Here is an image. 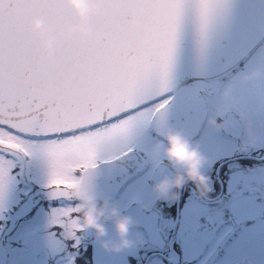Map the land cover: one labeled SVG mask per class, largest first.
Masks as SVG:
<instances>
[{"label": "snow or ice", "instance_id": "snow-or-ice-1", "mask_svg": "<svg viewBox=\"0 0 264 264\" xmlns=\"http://www.w3.org/2000/svg\"><path fill=\"white\" fill-rule=\"evenodd\" d=\"M0 0V237L25 207L35 169L67 168L66 157L87 156L94 167L109 143L126 145L137 130L168 124L174 110L190 132L209 128L225 104V132L250 125L264 142V0H115L94 18V38L62 43L41 60L27 31L34 14L51 24L68 18L62 0ZM231 89L235 103L224 102ZM60 108L76 122L53 125ZM241 116L244 119H241ZM85 139L80 142V137ZM131 149L121 151L119 159ZM49 201H72L62 184L44 183ZM71 203L44 214V239L55 255L79 246ZM31 211V209H29ZM68 264H72L71 254Z\"/></svg>", "mask_w": 264, "mask_h": 264}, {"label": "flooded vegetation", "instance_id": "flooded-vegetation-1", "mask_svg": "<svg viewBox=\"0 0 264 264\" xmlns=\"http://www.w3.org/2000/svg\"><path fill=\"white\" fill-rule=\"evenodd\" d=\"M193 141L207 159L202 171L212 191L202 198L189 183L177 200L167 201L158 199L151 186L173 169L169 165L153 179L157 165L166 161L163 144L141 132L137 143L145 169L112 200L122 204L121 214L136 202L148 209L146 230L135 228L131 233L140 239L133 242L127 263L137 264L133 246L140 244L143 264H151L149 255L156 260L152 264H264V142L248 144L243 133L210 129ZM88 247L97 252L96 245Z\"/></svg>", "mask_w": 264, "mask_h": 264}, {"label": "clouds", "instance_id": "clouds-1", "mask_svg": "<svg viewBox=\"0 0 264 264\" xmlns=\"http://www.w3.org/2000/svg\"><path fill=\"white\" fill-rule=\"evenodd\" d=\"M69 16L56 24H51L46 17L40 14L32 15L27 21V31L35 43L38 57L49 60L57 54L62 43H87L94 38L93 19L109 15L115 8V0H62ZM10 6L5 0L4 7ZM224 102L235 103L231 89L221 90ZM225 104H221L205 123L216 132L224 131L227 122L222 114ZM76 113L66 108H60L48 114V120L55 125L60 121L76 122ZM243 120L244 117L241 116ZM243 135L248 144L255 142V136L250 125L245 124ZM159 136L162 138V153L166 162L171 166V174H163L151 186V191L158 199L175 201L179 198L180 189L191 183L197 194L207 198L212 188L210 180L202 171L207 162L200 152L198 144L192 141L179 129L165 124ZM84 137H80L83 143ZM245 145L241 144V150ZM122 146L118 143H109L105 146V155L119 159ZM67 168L55 170L46 176V183L50 185L62 184L63 191L67 192L75 202L73 211L79 221V228L83 231L91 230L96 242L105 250L119 251L133 245L130 233L136 227L131 216L121 214L118 206L109 197L102 196L95 190L94 178L97 176V167H94L87 156L69 155L66 157ZM76 173H79L77 175ZM111 223L114 238L108 237L106 225ZM139 236L137 235V241Z\"/></svg>", "mask_w": 264, "mask_h": 264}, {"label": "rangeland", "instance_id": "rangeland-1", "mask_svg": "<svg viewBox=\"0 0 264 264\" xmlns=\"http://www.w3.org/2000/svg\"><path fill=\"white\" fill-rule=\"evenodd\" d=\"M137 136L136 131L129 138L126 145L122 147V151L127 147L131 146L134 142V138ZM119 144V143H118ZM152 159L156 158L152 155ZM104 159V157H101ZM32 182L43 186L46 182V175L42 169H35L31 173ZM122 204L118 206L120 207ZM47 211L40 207L34 214V218L30 221L24 222L18 227V229L8 237L7 244L9 247V264H48V256H54L58 259L66 256L69 249L64 253H57L53 255L44 239V214ZM112 225L107 228L108 237L114 238V232H111ZM130 239L134 241L137 240V235L130 233ZM140 239V238H139ZM97 264H128V254L131 255V247L126 249H121L119 251L105 250L97 242ZM150 262L155 263L154 257L149 255ZM158 261V260H157ZM68 264V263H64Z\"/></svg>", "mask_w": 264, "mask_h": 264}, {"label": "water", "instance_id": "water-1", "mask_svg": "<svg viewBox=\"0 0 264 264\" xmlns=\"http://www.w3.org/2000/svg\"><path fill=\"white\" fill-rule=\"evenodd\" d=\"M178 116L176 115L175 111L173 110L168 117V125L172 126V127H184L186 128L184 122L182 121V119L177 118ZM194 133L192 132L190 135H193ZM120 164V163H117Z\"/></svg>", "mask_w": 264, "mask_h": 264}, {"label": "bare ground", "instance_id": "bare-ground-1", "mask_svg": "<svg viewBox=\"0 0 264 264\" xmlns=\"http://www.w3.org/2000/svg\"><path fill=\"white\" fill-rule=\"evenodd\" d=\"M111 232H113V230H111Z\"/></svg>", "mask_w": 264, "mask_h": 264}]
</instances>
